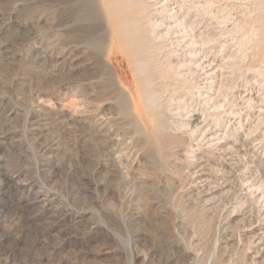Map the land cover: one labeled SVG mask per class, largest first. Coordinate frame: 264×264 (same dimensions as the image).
<instances>
[{
  "label": "rangeland",
  "instance_id": "rangeland-1",
  "mask_svg": "<svg viewBox=\"0 0 264 264\" xmlns=\"http://www.w3.org/2000/svg\"><path fill=\"white\" fill-rule=\"evenodd\" d=\"M130 4L141 22L112 27L103 9L95 33L80 0H0V185L16 192L0 264H264V0ZM176 13L214 41L166 37ZM169 61L201 77L142 80L140 96L134 68L175 73ZM37 193L53 208H23Z\"/></svg>",
  "mask_w": 264,
  "mask_h": 264
},
{
  "label": "bare ground",
  "instance_id": "bare-ground-1",
  "mask_svg": "<svg viewBox=\"0 0 264 264\" xmlns=\"http://www.w3.org/2000/svg\"><path fill=\"white\" fill-rule=\"evenodd\" d=\"M80 1H82L83 3H86V13L84 14L85 16H86V18H88L91 22H95V24L93 25V24H91V25H88V27H86V29L87 30H90V29H92V30H96V32L95 33H98V32H100V31H102L103 33L105 32L104 30H103V17L102 16H104V15H102L103 14V9L105 10L104 12H105V15H107V20H108V23H109V25L110 26H112V27H116V26H118L119 24H124L125 23V21H128L127 22V24L128 23H132V22H135V23H137V22H141V20L143 19V17L145 16V12L144 11H140V10H138L137 8H133L132 6L133 5H131L130 4V0H100V2H101V4L104 6V8L103 7H101V6H99V4L97 3V0H80ZM99 1V0H98ZM160 1V0H159ZM162 1V0H161ZM165 1V0H164ZM171 1H168V2H166V5H164V7L162 8V9H164V11H167L168 13L170 12V9H169V4H171L170 3ZM157 3H159V2H157ZM161 3V2H160ZM175 3H179V1H177V2H175ZM102 8V9H101ZM129 10V12L126 14V15H123V14H120L121 12H122V10ZM144 9V8H143ZM181 16V15H180ZM180 16L176 13L175 15H171L170 16V18H172V19H177L176 21L177 22H179L180 24H178V26H176V27H169V29H168V32L166 33L167 35H165L166 37L168 36V35H172V34H169V33H171L172 31H174V33L173 34H177V37L178 38H189L190 40L189 41H187L185 44H191V46H189L190 47V49L191 48H193L194 49V47H195V45H198V44H200V47L201 46H203V45H209L212 41H214V40H212V39H207V40H204V39H202V38H198L199 36H196L195 34H194V31H195V29H196V27H194V28H189V26H187L186 25V20L184 19V20H180L179 18H180ZM105 17V16H104ZM262 19V18H261ZM259 20V19H254V23H260V22H262V20ZM105 20H106V18H105ZM167 20H169V18H167ZM90 22V23H91ZM126 24V25H127ZM159 24V23H158ZM155 25H157V23H154L152 26H155ZM163 26V25H162ZM184 26V27H183ZM154 28V27H153ZM179 28V29H178ZM123 29V28H122ZM156 29V28H155ZM117 30H119L118 29V27H117ZM121 30V29H120ZM119 30V32H120V35L122 34L121 33V31ZM184 30H187V33H186V35H185V33H182L181 34V32H184ZM156 31V30H155ZM109 32V31H108ZM129 32H130V30H129ZM132 33H129V35L127 36L128 38H129V41H128V39H126L127 41V43H129V42H131V44L132 45H135V50H136V52H137V55H138V57H139V59L136 61L137 62V64L138 65H140V67H142L141 65H146V69H148V67H149V63L150 62H153V60H155V57H156V54H153L152 53V51H151V48L152 47H150V46H147V47H145V46H138L137 44H138V41H143V40H147V37H145V34H144V32H142L141 33V30L139 31V32H137V31H135V30H132L131 31ZM156 34V33H155ZM157 35V34H156ZM155 35V36H156ZM100 36H104V35H100ZM107 36H109V35H107ZM126 36V35H125ZM165 36H162V38L164 39L165 38ZM124 37V36H123ZM171 37V36H170ZM122 38V37H121ZM109 39V38H108ZM124 39V38H123ZM156 40L158 39L157 38V36H156V38H155ZM154 39V40H155ZM171 40H172V44H176L175 42H174V39L173 38H171ZM109 41V40H108ZM117 40H116V38L112 41V44L113 43H115ZM118 41H121L120 40V38L118 39ZM124 42V41H123ZM191 42V43H190ZM109 43V42H108ZM125 43V42H124ZM86 44H87V47L88 48H91V46H94L95 45V43L94 44H92V43H90L89 41H87L86 42ZM130 44V43H129ZM183 44V40L182 41H177V47L179 46H181ZM188 45H184V47L186 48V47H188ZM108 46V45H107ZM125 46H126V44H125ZM76 48H79L80 47V44H76V46H75ZM124 47V46H123ZM165 46H163V47H161L162 49L164 48ZM183 47V46H182ZM181 47V48H182ZM126 48H128L127 46H126ZM108 48H106V50H107ZM133 49H134V47H133ZM90 50V49H89ZM105 50V51H106ZM127 51H128V49H126ZM179 50V49H178ZM132 51H134V50H132ZM176 51H177V49H176ZM194 51H195V53H194ZM194 51H191V54L193 55H195L197 52H196V50H194ZM170 52H174V51H170ZM133 52H131V54H132ZM105 54V53H104ZM133 56H135V54L133 55L132 54V57ZM127 57V56H126ZM104 58V57H103ZM101 59V58H100ZM131 59V58H130ZM133 59V58H132ZM98 62H101V61H98ZM105 62V61H104ZM77 63V62H76ZM103 63V62H102ZM107 63V62H106ZM132 63H133V61H132ZM108 65H109V63H108ZM129 65V64H128ZM170 65H172V62H168V68H170L169 70H171L172 68H173V66H170ZM188 65H186V64H180L179 65V67L175 70V69H172L175 73H172V71H166V70H164V71H158V70H154V71H149V70H147L146 72H144L142 75H139V73H138V75H136L135 74V68H134V75H135V78H136V82L138 83V93H139V95L140 96H143V91H142V88H141V85H140V82L142 81V80H144L143 82H147V83H154V82H156L157 80H166V79H168V78H170L169 76L170 75H173V77L174 78H178V80H179V78L182 80L181 82H180V84H187V83H191V85L193 84V85H195L196 84V80L198 79V78H200L201 77V75H198L196 78L194 77V80L192 81V82H189V77L190 76H187V74H183V72L181 71V68L182 67H187ZM201 66V68H202V70H204L205 71V69H206V66L205 65H200ZM133 67V66H132ZM177 67V66H176ZM175 67V68H176ZM208 67H211V64H210V66H208ZM215 68V67H214ZM215 69H217V68H215ZM221 71V70H220ZM141 72V71H140ZM193 72V71H192ZM208 72H205V73H203V74H207ZM183 77V78H182ZM191 78V77H190ZM90 79V78H89ZM88 79V80H89ZM91 80V79H90ZM89 80V81H90ZM107 80V79H106ZM230 80V79H229ZM143 84V83H142ZM105 85V84H104ZM192 85V86H193ZM147 86V85H146ZM148 87V86H147ZM108 89V88H107ZM146 90V89H145ZM144 90V91H145ZM150 94H152V92H149ZM146 94V93H145ZM94 96H96V95H94ZM146 96H147V94H146ZM201 97H203L202 95H201ZM200 97V98H201ZM123 100H124V102H123V108H122V110L123 111H128V105H127V99H125V98H122ZM150 99V98H149ZM146 100V98H143V100H141L140 102L139 101H137L136 99H135V101H134V104H135V106H140L141 104H146V102L147 101H145ZM148 100V99H147ZM212 99L209 97V99L208 100H204L205 102H206V104L208 103L209 104V102L211 101ZM149 102V101H148ZM218 104V103H217ZM217 104H215L214 106H216ZM223 107V105H221L220 104V106L219 107ZM149 107V106H148ZM147 107V108H148ZM219 107H216V108H219ZM146 109V108H145ZM152 109V108H151ZM150 110V109H149ZM154 111V110H153ZM155 112V111H154ZM156 114V113H155ZM106 115H109L108 113H106L103 117H106ZM150 116H152V115H150ZM155 117V116H154ZM104 119V118H103ZM106 119V118H105ZM195 121H197V123H196V125H201L203 122L202 121H199V120H197V118L196 119H193L192 120V122H195ZM109 126V125H108ZM107 126V129H109V127ZM197 127H199V126H196V128ZM198 129V128H197ZM206 133V132H205ZM117 135V134H116ZM119 135V134H118ZM204 135V134H203ZM217 135V134H216ZM215 134H214V136H216ZM217 137V136H216ZM218 139V138H217ZM220 139V138H219ZM246 146V145H245ZM246 149V148H245ZM246 156V155H245ZM211 174L212 173H210V171L206 168V166H202L201 167V169H200V171H199V174H198V176L200 177V179H202V181L201 182H203V183H210V182H212L213 181V176H211ZM233 175V174H232ZM231 175V176H232ZM234 176V175H233ZM15 179V178H14ZM6 185V184H5ZM18 186V185H20V183H14V184H12V187H14V186ZM197 185V184H196ZM5 189H9V187H5L4 185H0V196H2V197H0V206H1V208H6V210L7 209H9L10 208V203H13V200H15V196H16V192L14 193H12V192H10L9 190H5ZM49 196V195H48ZM47 195H42L41 193H37L36 195H28V196H26L25 198H22V201L24 200V207L23 208H27V209H29V210H31V211H33V210H35V209H38V208H44V209H51V207L53 208V206H54V204H55V200H56V198H49ZM20 200V199H19ZM56 207V206H55ZM57 209V208H56ZM28 210V211H29ZM65 211V210H64ZM4 213V210L3 209H0V226H1V218L3 217V214ZM56 213V212H55ZM31 215V214H30Z\"/></svg>",
  "mask_w": 264,
  "mask_h": 264
}]
</instances>
